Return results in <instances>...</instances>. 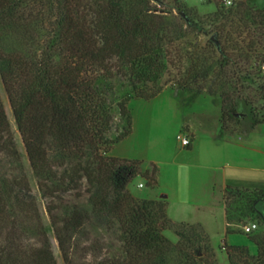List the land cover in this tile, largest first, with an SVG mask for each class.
I'll return each mask as SVG.
<instances>
[{"label": "rangeland", "instance_id": "374dc122", "mask_svg": "<svg viewBox=\"0 0 264 264\" xmlns=\"http://www.w3.org/2000/svg\"><path fill=\"white\" fill-rule=\"evenodd\" d=\"M137 1H124L123 5L129 10L142 8L145 13L160 17L159 32L163 37L155 42L159 45L153 59L156 65L127 66L124 61L113 59V76L96 81L110 115V126L103 133L106 142L87 145L81 158L65 157L52 143L48 149L53 174L50 178L38 175L30 167L0 80V97L18 151L16 162L0 154V176L21 178L30 199L24 213L17 210L13 213L16 225L19 222L26 227L19 236L23 234L25 243L38 246L36 231L40 227L56 264H111L128 260L121 225L109 209L111 201L121 194L118 187L109 183L104 190L101 184L104 173L112 170L116 178L127 180L124 187L137 199L160 200L159 193L175 180L179 189L176 198L168 202L167 216L174 222L183 219L193 224L204 219L210 223V234L202 228L209 238L215 264H229L223 240L227 244L245 245L255 255L256 243L264 245L262 191L232 186L222 195L227 233L223 232L220 220L210 219L200 207L219 197V191H213L209 185L218 180L217 170L224 159L238 154L236 142L241 134L230 131L249 130L255 126L251 123L253 119H264V17L257 13L252 18L244 16L240 24L231 16V24L237 27L230 29L232 43L225 41L230 59L224 65L211 45L213 28L220 23L218 11L234 10L238 0H144L143 4ZM245 5L251 11L264 13V0H245ZM180 12L187 16L190 26ZM234 30L243 37L247 32L249 35L242 39ZM147 66H153L154 71L147 73ZM220 68L223 84L218 86L215 76ZM140 72L144 73L139 75ZM180 81L191 85L182 87ZM139 89L146 95L157 93L151 98L139 97L136 95ZM219 90L228 95L225 106L235 104L234 114L226 107L222 109ZM123 99H127L129 123L118 109ZM221 119L227 130L221 128ZM127 130L125 138L114 142ZM179 134L189 137L188 146L180 144L176 138ZM108 156L136 159L139 164L114 161L105 167L99 158ZM139 183L143 186L139 187ZM105 192H109L104 197L107 204H103V198L98 206ZM9 203L14 209L13 198ZM251 223L256 228L245 232L243 226ZM56 226H65L62 232L68 237L66 258L57 245ZM174 229L185 230L175 225L162 232L172 243L180 240ZM134 261L146 264L144 260ZM167 264L184 263L168 259Z\"/></svg>", "mask_w": 264, "mask_h": 264}, {"label": "trees", "instance_id": "16d2710c", "mask_svg": "<svg viewBox=\"0 0 264 264\" xmlns=\"http://www.w3.org/2000/svg\"><path fill=\"white\" fill-rule=\"evenodd\" d=\"M124 1L129 3V0H0V80L29 165L44 178L53 175L48 158L52 143L65 157L81 158L87 145L106 142L103 133L110 126V115L96 81L113 76V59L118 58L127 66L156 65L154 60L159 45L155 42L163 37L159 32L160 17L145 13L142 8L129 10L123 5ZM137 2L143 4L144 0ZM218 13L220 23L213 28L211 45L221 63L226 65L230 56L226 53L225 41L232 43L230 29L237 27L231 24V16L241 24L244 16L252 18L257 13L264 17V13L246 8L245 0H238L234 10ZM183 15L185 24L190 26L191 22ZM235 32L242 39L249 35L247 32L243 37L241 32ZM153 66L146 67L147 73L154 71ZM222 69L215 76L218 86L223 84ZM179 84L182 87L191 85L185 81ZM235 87L238 89L237 85ZM136 91L137 96L145 98L157 93L146 95L143 90ZM219 95L222 109L226 107L231 115L234 114L235 104L225 106L229 100L227 93L219 90ZM126 102L127 99L120 101L118 109L129 123ZM220 121L221 128L227 130L223 119ZM251 123L261 124L264 119H253ZM128 131L117 136L114 142L125 138ZM0 154L13 162L18 161L1 97ZM99 159L105 167L114 161L139 164L136 159L109 156ZM104 174L103 189L110 183L113 188L118 187L121 194L111 201L109 209L119 220L129 257L111 264H134V260L167 264L168 259L181 260L184 264L216 263L209 238L200 224L172 221L167 216L165 201L137 199L124 187L127 181L124 177L122 180L116 178L112 170ZM230 188L229 185L224 188L223 196ZM44 189L47 191L46 184ZM258 191H262L264 201V190ZM107 196L109 192L104 193L98 206ZM11 198L14 209L9 203ZM103 204H107L105 198ZM27 205L30 199L22 179L0 176V264H56L47 236L40 227L36 231L38 246L25 243L23 234L19 236L26 227L19 222L16 225L13 213L15 210L24 213ZM175 225L185 230L174 229L180 240L172 243L162 232ZM64 227L56 226L54 234L66 258L68 237L62 232ZM223 243L229 264H264V245L259 242L255 255L250 254L245 245L227 244L225 240Z\"/></svg>", "mask_w": 264, "mask_h": 264}, {"label": "crops", "instance_id": "0c3cea01", "mask_svg": "<svg viewBox=\"0 0 264 264\" xmlns=\"http://www.w3.org/2000/svg\"><path fill=\"white\" fill-rule=\"evenodd\" d=\"M252 131L256 132L252 134ZM230 132L241 134L236 142L239 148L238 154L224 159L220 170H217L219 173L218 180H214L215 182L209 185L213 191H219V197L217 199H211L208 204H203L200 207V209L208 212L210 219L220 220L224 233V208L221 201L224 188L229 185L264 190V123L257 124L246 131L236 132L231 130ZM177 188L179 189L175 184V180L173 182L170 181L167 190L159 193L158 198L167 202V214L168 202L176 198ZM216 207L219 210L216 211ZM174 218L178 219L176 216ZM172 220L175 221V219ZM180 221L184 220L182 219ZM195 223H200L206 233L210 234V223H207L206 220L197 219Z\"/></svg>", "mask_w": 264, "mask_h": 264}, {"label": "built area", "instance_id": "2783aa9c", "mask_svg": "<svg viewBox=\"0 0 264 264\" xmlns=\"http://www.w3.org/2000/svg\"><path fill=\"white\" fill-rule=\"evenodd\" d=\"M176 138H177V140L180 141V144H181L182 146H188V145L190 144V139H189V137L186 136V135H184V134H183V135H182V134H179V135L176 136ZM138 186H139V187H142V186H143V183H139ZM255 228H256V224H255V223H251V224H249V225H245V226H243V230H244L245 232H250V231H252V230L255 229Z\"/></svg>", "mask_w": 264, "mask_h": 264}, {"label": "water", "instance_id": "95a60500", "mask_svg": "<svg viewBox=\"0 0 264 264\" xmlns=\"http://www.w3.org/2000/svg\"><path fill=\"white\" fill-rule=\"evenodd\" d=\"M181 16H184L183 13H181Z\"/></svg>", "mask_w": 264, "mask_h": 264}]
</instances>
